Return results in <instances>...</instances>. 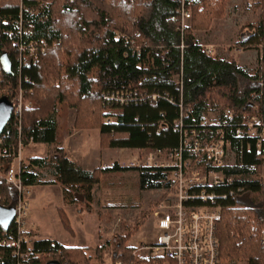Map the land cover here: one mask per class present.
<instances>
[{"label": "trees", "instance_id": "16d2710c", "mask_svg": "<svg viewBox=\"0 0 264 264\" xmlns=\"http://www.w3.org/2000/svg\"><path fill=\"white\" fill-rule=\"evenodd\" d=\"M19 1L21 5H19ZM44 0H0V90L8 88L12 100L19 84L24 97L32 102L24 108L21 118L20 139L27 145L33 143L56 144V116L61 103L75 109L73 127L97 129L101 148H152L176 146L178 133L171 127L157 135V122L167 123L177 118L178 108L168 99L179 102V89L172 77L183 72V103L194 106L195 117L209 105L222 104L239 115H255L264 121V13L251 34L243 36L239 45L262 46L260 66L253 76L234 61L204 52L195 37L196 31L207 30L213 19L223 15L226 0H195L191 5L190 25L184 28V47L180 49L179 21L170 17L177 13L180 0H48L50 8L36 7ZM264 6V0H261ZM189 9V10H190ZM47 13H46V12ZM49 16L42 22L38 16ZM41 15V14H40ZM31 34L21 36L24 45L36 43L38 57L26 61L19 68V32L17 21ZM120 34L133 36L143 44L139 56L125 54L126 42ZM120 35V36H119ZM27 51V50H26ZM1 58L11 66L6 74L1 68ZM28 80H24V78ZM249 79L254 87L243 91L239 79ZM108 90H136L156 92L154 101L136 102L123 106L107 105L102 93ZM161 95L165 96L163 98ZM168 97H167V96ZM113 118L111 124L106 123ZM2 134L1 146L16 147L18 131L10 120ZM264 149L244 151L236 158L229 173L233 175L231 187H242L241 192L224 199L220 219L216 224L219 264H264V179L262 169ZM11 163V156L0 155V204L14 207L16 192L3 179ZM35 168L50 169L53 181L41 180ZM117 166L106 169H116ZM101 167L85 170L69 159L63 147L55 145L47 157H29L23 160L21 180L25 185L59 183L65 199L71 203L81 201L90 208L93 186L100 181ZM256 174L254 178L250 175ZM168 176L164 169H142L139 172L141 188H159ZM222 190H226L225 188ZM116 234L110 240L112 260H134L132 248L127 246L132 233L141 225ZM64 227L70 230L67 221ZM30 233V232H29ZM12 234L13 226H0V237ZM27 234V233H26ZM104 246L96 247V257L101 260ZM32 253L50 252L51 257L39 264L55 259L60 264H91L83 247L64 246L52 239H37ZM36 261V260H35ZM0 264H15L12 252L0 246Z\"/></svg>", "mask_w": 264, "mask_h": 264}, {"label": "built area", "instance_id": "2783aa9c", "mask_svg": "<svg viewBox=\"0 0 264 264\" xmlns=\"http://www.w3.org/2000/svg\"><path fill=\"white\" fill-rule=\"evenodd\" d=\"M67 1L71 3L74 0ZM187 2L188 0H180L177 13L170 17L171 20L179 21L177 29L181 37L180 49L184 47V21L190 18L186 7ZM29 12L36 15L39 13L35 8ZM45 12L38 15L42 22L49 20ZM17 25L19 42L16 45L20 52L18 59L20 68L24 64L25 55L33 61L38 57V50L33 41L24 45L21 36L31 32L23 27L21 17ZM134 35L121 36L126 42L125 54L139 56L143 44L138 43ZM203 50L211 54L209 47H204ZM24 80L28 78L25 77ZM172 82L179 89L180 100L175 102L171 97L168 99L178 108L177 118L171 123L160 119L157 122L155 134L158 135L164 128L171 127L178 133V144L167 148H152L151 143H148L145 148L136 149L140 154L132 158L130 162V165L136 168L166 170L169 176L167 185L169 186L171 182L172 190L154 212L158 240L154 243L142 244L132 253L135 255L138 251H143L145 256L154 263L158 259L167 258L172 264H219L215 230L220 219L221 202L242 190L240 186L229 188L234 178L232 173L228 172L234 163H230L229 158H234L236 163V158L240 157L244 151L249 152L252 145L256 151L264 149V121L255 119V116H241L227 107L219 110L217 107L210 106L202 110L196 118L194 106L183 103L182 68L172 77ZM159 97L160 95L156 92L136 90H108L102 93L103 102L112 106L154 101ZM10 101L13 106L10 120L18 131V142L16 147L1 146V134L0 155L11 156V163L3 179L16 192L14 217L11 223L15 236L10 234L0 237V246L11 250L15 264H39L40 257L50 258L51 253H32L31 246L27 245L24 232L27 231L26 198L30 186L25 185L21 180V166L24 160L21 151L25 146L20 139L21 118L23 109L31 107L32 104L24 99L21 84L18 86L16 96ZM105 122L111 124L113 118L108 117ZM32 141L33 138L30 137L29 142ZM262 166L264 168V155ZM224 188L226 190H222ZM111 264H138V261L115 259ZM235 264H245V262Z\"/></svg>", "mask_w": 264, "mask_h": 264}, {"label": "rangeland", "instance_id": "374dc122", "mask_svg": "<svg viewBox=\"0 0 264 264\" xmlns=\"http://www.w3.org/2000/svg\"><path fill=\"white\" fill-rule=\"evenodd\" d=\"M188 1L195 2V0ZM19 5H21L20 1ZM49 6L50 1L44 0L33 8H50ZM190 7L191 5L189 8L187 5L190 18L184 21V28L190 25L192 16ZM263 13L264 6L261 0H226L223 15L218 19H213L207 30L196 31V40L203 49L209 47L212 56L232 60L244 68L250 76H253L260 66L262 46L244 47L238 42L243 36L255 31ZM120 35L122 36V34ZM25 60L30 61L28 55H25ZM254 86L255 83L249 79H239L241 91ZM7 91L8 88L0 90L6 94ZM24 99L32 104L29 98L24 97ZM209 106L217 107L219 110L225 107L222 104ZM73 113H75L74 108H70L64 103L59 105L57 112L59 128L57 129L56 143L64 141L67 129L71 127ZM243 116L255 115L243 114ZM255 119L262 120L257 116ZM97 133L94 131V134ZM54 145L31 142L22 148L21 155L24 159L26 156H45L50 148L54 149ZM66 145L83 167L93 169L102 166L100 181L93 186L90 208H85V203L81 201H77L76 205H64L62 200L71 202L69 199H65L64 194H61L63 187L59 183L30 186L26 198L27 217L25 222L27 231L24 232L27 245L32 247L33 242L37 239H53L66 246L83 247L86 254L91 258V264H111L112 247L109 243L110 240L114 235L124 234L140 222L142 224L132 233L126 243L127 246L131 247L133 252L142 244L156 242L158 230L154 212L157 206L166 200L172 190L171 182L169 186L167 185L169 176L161 181L159 188H141L139 172L142 169L130 165L132 158L140 154L136 149L101 148L98 139H95L93 135L87 137L84 132L78 133L72 141L66 142ZM78 145L82 148L78 149ZM110 161L112 163L110 168L117 166L116 169L104 167L109 165ZM229 162H234L232 165H235L234 158L230 157ZM34 170L39 172L41 180L53 181L50 169L35 168ZM255 176L254 173L250 175V178ZM259 176L264 179L263 166ZM64 221L68 222L70 230L64 227ZM100 246L105 247L101 260L96 257L95 253L96 247ZM132 255L138 264H172L171 260L167 258L158 259L154 263L145 256L143 251H138L135 255L132 253ZM45 258L49 257H40L38 263Z\"/></svg>", "mask_w": 264, "mask_h": 264}, {"label": "water", "instance_id": "95a60500", "mask_svg": "<svg viewBox=\"0 0 264 264\" xmlns=\"http://www.w3.org/2000/svg\"><path fill=\"white\" fill-rule=\"evenodd\" d=\"M1 68L6 74L11 73V66L9 62L1 58ZM12 102L3 95L0 97V135L3 132L5 126L8 124L11 118L12 113ZM14 217V208L7 207L0 204V226L4 229L10 227ZM45 264H60L58 260L51 259L48 260Z\"/></svg>", "mask_w": 264, "mask_h": 264}, {"label": "crops", "instance_id": "0c3cea01", "mask_svg": "<svg viewBox=\"0 0 264 264\" xmlns=\"http://www.w3.org/2000/svg\"><path fill=\"white\" fill-rule=\"evenodd\" d=\"M74 115H75V113H73V120H72V123H73V121H74ZM71 123V127L69 128V129H67V134H66V136H65V138H64V141L63 142H59V143H56V145H58L59 144V146H61V147H63V149L65 150V152H66V154H67V157L69 158V159H71V160H73V161H75L77 164H79L83 169H85V170H93V169H87V168H85V167H83V165L81 164V162L80 161H78V159L75 157V155H74V153H71V151H69V149H67V145H66V142H70V141H72V139H74V137L76 136V135H78V133H81V132H84V133H86L87 134V137H91L92 135L94 136V138L95 139H98L99 140V131L96 129H91V130H77V129H75V128H73V124ZM56 124H57V129L59 128V118H58V116L56 117ZM94 131L96 132H98L97 134H94ZM56 135H57V131H56ZM57 139V138H56ZM46 144H49V143H46ZM54 145V144H53ZM55 146V145H54ZM53 147V146H52ZM79 148H82L81 146H79L78 145V149ZM52 149L53 148H50L48 151H47V154L45 155V156H32V157H46V156H48V154L52 151ZM110 149H112V148H110ZM29 157H31V156H26L25 158H29ZM112 161V160H111ZM111 161H110V163H111ZM109 163V165H106V166H104L105 168H110V166L112 165V163L110 164ZM102 167V166H101ZM52 184H55V183H52ZM92 192H93V190H92ZM61 194H63V192H62V188H61ZM62 199H63V195H62ZM62 203L64 204V205H76L75 203H69V202H66V201H64V200H62ZM53 240V239H52ZM55 241H57V240H55ZM57 242H59V241H57ZM60 244H62L61 242H59ZM63 245V244H62ZM64 246H66V245H64ZM72 247H81V246H72Z\"/></svg>", "mask_w": 264, "mask_h": 264}]
</instances>
